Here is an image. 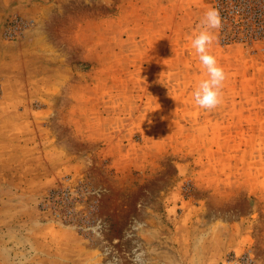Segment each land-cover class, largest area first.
I'll return each mask as SVG.
<instances>
[{"label":"rangeland","instance_id":"374dc122","mask_svg":"<svg viewBox=\"0 0 264 264\" xmlns=\"http://www.w3.org/2000/svg\"><path fill=\"white\" fill-rule=\"evenodd\" d=\"M0 264H264V0H0Z\"/></svg>","mask_w":264,"mask_h":264},{"label":"clouds","instance_id":"9594fccd","mask_svg":"<svg viewBox=\"0 0 264 264\" xmlns=\"http://www.w3.org/2000/svg\"><path fill=\"white\" fill-rule=\"evenodd\" d=\"M201 23L203 30L195 35L191 44L201 65L206 69L208 78L199 83L193 92V98L198 107L213 110L222 102L223 82L226 79L223 68L218 66L216 58L209 54V46L215 39L209 30L222 27L219 12L216 9H209Z\"/></svg>","mask_w":264,"mask_h":264},{"label":"built area","instance_id":"2783aa9c","mask_svg":"<svg viewBox=\"0 0 264 264\" xmlns=\"http://www.w3.org/2000/svg\"><path fill=\"white\" fill-rule=\"evenodd\" d=\"M237 14L241 15L245 12L242 8L237 9ZM234 16H227L225 14V19L230 21L233 25V34H229L228 36L224 37V40L228 41H234V40H241V41H247L252 40L254 38H258L257 32L254 28H251L250 25V18L248 16H236L235 12H233ZM258 16V13L255 15ZM251 24H255V21L252 20ZM261 29H263V26H261ZM258 31V30H257Z\"/></svg>","mask_w":264,"mask_h":264}]
</instances>
